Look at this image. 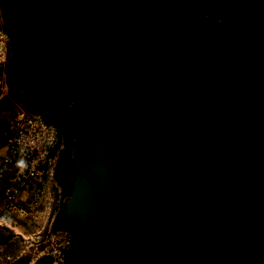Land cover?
I'll return each mask as SVG.
<instances>
[{
  "label": "water",
  "instance_id": "95a60500",
  "mask_svg": "<svg viewBox=\"0 0 264 264\" xmlns=\"http://www.w3.org/2000/svg\"><path fill=\"white\" fill-rule=\"evenodd\" d=\"M219 35L145 4L114 62L74 84L62 213L85 234L113 224L111 264H264V32L241 57Z\"/></svg>",
  "mask_w": 264,
  "mask_h": 264
},
{
  "label": "flooded vegetation",
  "instance_id": "af4514ba",
  "mask_svg": "<svg viewBox=\"0 0 264 264\" xmlns=\"http://www.w3.org/2000/svg\"><path fill=\"white\" fill-rule=\"evenodd\" d=\"M6 24L7 20L4 26ZM7 28L9 31L13 30L9 24H7ZM9 31V48L11 50V45L16 42V38ZM229 37L225 39L228 45L224 44L229 48L231 54L238 57L243 56L249 47H247L248 42H240V47L235 50L233 49L234 42ZM11 57L12 55H10V63L8 64L7 80L8 91L9 88L11 89L10 83H12V90H15L17 93L16 97L18 100L14 104L41 113L45 119L56 125L59 133L58 144L53 152V173L49 183L46 186L37 187L34 191L24 194L23 200L27 198L25 203L29 204L31 208L34 206L46 208L47 231L50 235L58 237V240L61 238L62 240L55 243L58 246L57 249L54 248V250L37 254L30 261V264H111L115 257L114 252L117 249L110 242V235L108 233L113 224L103 221L101 223L102 230H99V228L94 229V227L91 228L90 226L91 231L85 234L75 229V227L69 226L67 216L65 213H62L67 202L71 199L77 175V169L73 164V156L70 153V150L74 146L70 103L73 96L74 84L80 79H76L72 86L69 79L65 78L66 85L64 88L60 89L59 94H54L51 98L46 86L43 84V80L51 78L49 69H52V65L43 64L37 69L33 63L22 59L21 61L30 66L31 70L17 71L14 69L13 73L10 74ZM22 73H24L23 77H21ZM66 96L70 97L66 98ZM5 128L6 119L0 118V133ZM29 197H31V201H29ZM16 201L20 207L18 210L25 211L21 207V199ZM6 206L11 207L9 204H6ZM31 214L33 220H38L36 219L38 216L35 217L32 212ZM92 224L95 225L96 222L94 221ZM6 238L7 235H4V231L0 227V257L7 260L8 264H16L20 261L19 259L23 254L18 259L14 258L12 261L11 257L15 256L20 249L17 252L6 249L5 247L10 248L8 243L2 242ZM42 238H44V232L39 237V239Z\"/></svg>",
  "mask_w": 264,
  "mask_h": 264
},
{
  "label": "rangeland",
  "instance_id": "374dc122",
  "mask_svg": "<svg viewBox=\"0 0 264 264\" xmlns=\"http://www.w3.org/2000/svg\"><path fill=\"white\" fill-rule=\"evenodd\" d=\"M206 1L169 0V5L176 14H184L200 9ZM80 2L81 0H16L11 10L15 23L14 29L19 35L17 47L20 55H23V60L33 63L37 69L43 64L52 65V69H49L51 80H43L51 98L54 94H59L60 89L62 90L66 85L61 63L80 46L81 27L78 21L79 11L82 9ZM1 4L0 2V18L4 26L7 19L3 15L4 10ZM228 7L230 8V3ZM262 11H264V6L260 4L253 8L251 14L247 11L246 17L249 19V16L256 15L263 18ZM201 14L204 15L205 12ZM16 33L14 32L13 36ZM229 39L234 42L233 49L235 50L240 47L239 43L244 41L238 35L229 37ZM14 64L17 71L31 70V67L22 61L15 60ZM23 76L24 73L21 74V77ZM69 97L66 96V98ZM41 186L43 185H38V187ZM23 197L20 198L21 201ZM26 200L27 198L21 204L25 211L18 210L20 207L12 209L6 206L3 194L0 192V227L3 229L4 235H7V238L2 242L8 243L10 248H5L13 252L25 249V252L22 253L23 256L19 259V264H30L37 254L57 249L58 246L55 243L62 240V238L58 240V237L48 233L47 219L45 223L42 222L43 213L46 217L44 207L34 206L31 208L29 204L25 203ZM29 201H31V197H29ZM31 212L35 217L38 216L36 218L38 220H33ZM42 225H44V238L39 239L33 235V232L42 229Z\"/></svg>",
  "mask_w": 264,
  "mask_h": 264
},
{
  "label": "trees",
  "instance_id": "16d2710c",
  "mask_svg": "<svg viewBox=\"0 0 264 264\" xmlns=\"http://www.w3.org/2000/svg\"><path fill=\"white\" fill-rule=\"evenodd\" d=\"M0 2L5 11L4 7L6 5L8 7L11 0H0ZM15 2L16 0H12L9 4L11 9ZM149 3L163 4L170 13L176 14L171 9L169 0H81L82 9L78 16L81 27L80 46L61 63L62 72L72 86L76 79L90 76L114 62L133 30L134 18L143 5ZM205 4L200 9L176 15L202 16L215 22L220 28L219 40L226 45H228L225 41L226 37L238 35L244 39L242 42H248V47L255 35L264 32V16L259 18L254 15V17L249 16V19L246 17L247 11L251 14L254 7L260 4L264 6V0H249V3L248 0H207ZM202 12L205 14L202 15ZM4 16L7 19L6 14ZM11 33L13 36L14 31L12 30ZM13 45L14 55L12 54L11 57L10 74L16 67L14 61L18 57L21 58L16 42ZM10 84L11 89L9 88L8 94L0 99V110L12 107L18 100L17 93L12 90V83ZM19 263L20 261L16 264Z\"/></svg>",
  "mask_w": 264,
  "mask_h": 264
},
{
  "label": "built area",
  "instance_id": "2783aa9c",
  "mask_svg": "<svg viewBox=\"0 0 264 264\" xmlns=\"http://www.w3.org/2000/svg\"><path fill=\"white\" fill-rule=\"evenodd\" d=\"M9 61V34L0 18V99L8 94ZM0 118L6 119V128L0 133V192L5 203L11 206L9 208L14 209L19 207L15 200L34 191L38 185L49 183L59 133L56 125L41 113L21 105L1 109ZM43 214L42 222L45 223L47 217ZM43 231L44 225L33 235L39 238ZM24 252L25 249L19 250L11 259H18ZM0 264H8V261L0 257Z\"/></svg>",
  "mask_w": 264,
  "mask_h": 264
},
{
  "label": "crops",
  "instance_id": "0c3cea01",
  "mask_svg": "<svg viewBox=\"0 0 264 264\" xmlns=\"http://www.w3.org/2000/svg\"><path fill=\"white\" fill-rule=\"evenodd\" d=\"M11 2H12V0H11ZM10 2V3H11ZM9 3V4H10ZM8 4V7H7V5L4 7L5 8V11H3V12H5L3 15H5L6 14V18H7V24H9V26L10 27H12V29H13V31L16 33V30L14 29V25H15V23L13 22V12L11 11L12 9L10 8V5ZM7 9V10H6ZM4 10V9H3ZM7 24L4 26L5 27V29L7 30V31H9V29L7 28ZM9 32H11V31H9ZM14 37L16 38V48H18L17 47V43L19 42V35H17V33H16V35H14ZM11 55L13 54L14 55V48H13V45H11ZM20 54V53H19ZM21 56V58H17L16 59V61H21L22 59H23V55H20ZM12 59V58H11Z\"/></svg>",
  "mask_w": 264,
  "mask_h": 264
},
{
  "label": "clouds",
  "instance_id": "9594fccd",
  "mask_svg": "<svg viewBox=\"0 0 264 264\" xmlns=\"http://www.w3.org/2000/svg\"><path fill=\"white\" fill-rule=\"evenodd\" d=\"M10 55H11V52H10Z\"/></svg>",
  "mask_w": 264,
  "mask_h": 264
},
{
  "label": "bare ground",
  "instance_id": "6f19581e",
  "mask_svg": "<svg viewBox=\"0 0 264 264\" xmlns=\"http://www.w3.org/2000/svg\"><path fill=\"white\" fill-rule=\"evenodd\" d=\"M61 146V145H60Z\"/></svg>",
  "mask_w": 264,
  "mask_h": 264
}]
</instances>
